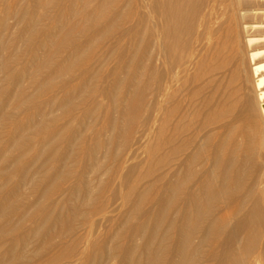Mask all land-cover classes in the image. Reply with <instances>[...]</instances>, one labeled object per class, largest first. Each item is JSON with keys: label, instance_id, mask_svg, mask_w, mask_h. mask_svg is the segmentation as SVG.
I'll list each match as a JSON object with an SVG mask.
<instances>
[{"label": "bare ground", "instance_id": "obj_1", "mask_svg": "<svg viewBox=\"0 0 264 264\" xmlns=\"http://www.w3.org/2000/svg\"><path fill=\"white\" fill-rule=\"evenodd\" d=\"M30 1L0 0V264H264V0Z\"/></svg>", "mask_w": 264, "mask_h": 264}, {"label": "rangeland", "instance_id": "obj_2", "mask_svg": "<svg viewBox=\"0 0 264 264\" xmlns=\"http://www.w3.org/2000/svg\"><path fill=\"white\" fill-rule=\"evenodd\" d=\"M13 1H14V3H16L15 5L18 6V7H17L18 10H23L24 12H27V11H28V12H27V13H28V14H27V17H28V16H29V13L32 11L31 1H30V0H20V1H18V0H13ZM17 1H18V2H21V3L19 4ZM28 1H30V2H28ZM22 2H23V5H24V6L22 5ZM26 2H27V3H26ZM28 3H29V4H28ZM17 4H18V5H17ZM27 4H28V7H27ZM20 5H22L23 7L20 6ZM25 5H26V7H25ZM22 8H23V9H22ZM29 10H30V12H29ZM227 10H228V9H227ZM227 13H228V11H227ZM28 18H29V17H28ZM12 21H13V20H10V22H9V21H8V22H9L10 24H12V25H11V26L13 27V28H12V31L14 32V29H16V28H14V27H15V26H13V25H14V21H13V23H12ZM157 22H158V21H157ZM10 24H9V25H10ZM158 24H159V23H158ZM37 40H38V39H37ZM263 126H264V125L261 124L260 127L262 128ZM263 137H264V135H263ZM127 166H128V164L125 165V167H127ZM124 172H125V171H124ZM262 180H264V175H263V177H262ZM118 205H119V204H118ZM113 216H115V217L117 216V218H118V217H119V213L115 212V213L113 214ZM98 235L100 236V235H101V232H100ZM98 235H97V237L94 236V238L97 239V238H98ZM94 238H93V239H94ZM93 239H92V240H93ZM88 246H89V244H88L86 247H88ZM112 264H114V263H112Z\"/></svg>", "mask_w": 264, "mask_h": 264}]
</instances>
